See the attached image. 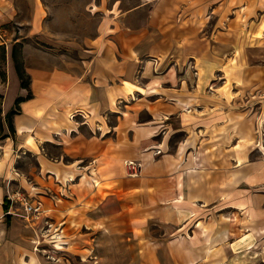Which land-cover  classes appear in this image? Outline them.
<instances>
[{
    "label": "crops",
    "instance_id": "obj_1",
    "mask_svg": "<svg viewBox=\"0 0 264 264\" xmlns=\"http://www.w3.org/2000/svg\"><path fill=\"white\" fill-rule=\"evenodd\" d=\"M258 2L264 4V0ZM94 3L102 18L98 33L86 43V53L93 54L76 57L84 67H52L51 62L69 63L73 57L51 54V49L45 56L40 55L41 49L32 43L33 39L37 42L42 39L48 28L51 30L48 3L45 0H0V47L5 46L1 45L2 41L10 49L6 83L0 77L4 116L15 107L17 99L29 95V91L22 88L11 54L16 44L23 45V64L32 92L31 99L21 104V113L14 117L15 136H11L3 122L0 204L7 193L5 183L12 177L29 193L40 195L43 192L44 186L34 187V182L12 175L16 160L30 153L39 161L40 171L47 170L46 173L51 174V183L46 188L51 191V200L48 198L45 202L52 210L49 213L56 212L58 203L63 201L61 213L88 207L86 216L95 223L101 224L107 218L113 222L119 215L123 216L130 232L133 264H216L212 259L216 253L214 241L220 242L219 238L226 241L227 236L231 239L232 222L225 220L226 214L236 211L245 220L250 212L258 222L257 227L263 226L264 200H258L249 211L250 186L245 164L250 153L246 148L238 152V146L234 148L235 162L243 158V163L236 167L240 177L237 187H232L231 170L218 173L222 174L223 182H217L209 160L206 177H200L195 159L204 148L203 138L211 143L214 130L229 125L232 111L227 109V114V103L216 102L207 94V81L197 82L193 70L187 67L186 55L174 53L175 48L160 39L162 25L154 18L143 29L135 30L130 25L131 17L139 10H157V13L186 10L183 1L114 0L111 6L108 0ZM147 30L151 33H146ZM31 48L38 54H33ZM222 73V81L227 83V76ZM206 79L211 81L209 76ZM216 82L213 81L214 87ZM127 83L147 92H130ZM215 91L213 89L216 97ZM74 112H82L86 117L72 121L69 115ZM189 130L198 132L200 140L197 149H190L182 160L178 155L180 145L173 153L169 141L178 134L189 138ZM221 139L219 143L224 149L220 153L231 159L232 151L226 147L231 140L226 136ZM43 144L51 146V151H59L58 155H52L51 162L43 153ZM157 150H162V154L156 155ZM127 161L142 163L138 176L129 175L124 166ZM32 174L37 181L39 176L36 172ZM84 174L94 180L95 185L97 180L107 177L101 183L112 186L106 190L93 184L84 188L83 180L76 183ZM61 185H67L65 198L55 194ZM233 191L239 195L236 203H232ZM42 196L39 197L44 198ZM216 214L224 220L217 221ZM55 215L53 217L57 218ZM150 225L163 229L161 236L165 243L149 240ZM136 261L139 262L134 263Z\"/></svg>",
    "mask_w": 264,
    "mask_h": 264
},
{
    "label": "rangeland",
    "instance_id": "obj_2",
    "mask_svg": "<svg viewBox=\"0 0 264 264\" xmlns=\"http://www.w3.org/2000/svg\"><path fill=\"white\" fill-rule=\"evenodd\" d=\"M45 1L49 5L48 10H51L52 26L51 30L48 28L47 32H43V38L38 42L36 39L32 40V43L36 45L34 47L41 49L39 54L43 56L51 49V54H64L73 57L69 63L51 62L52 67L55 65L84 67L85 65L76 57L81 54H93L86 53L85 50L88 46L86 43L98 33L102 18L100 10H96V3H94L96 0ZM182 1L186 10H161L160 13H157V10H139L131 17L130 25L135 30L143 29L144 25L148 24L149 26L151 18H154L162 25L159 31L160 39H164L166 44L175 48L174 53L186 55L187 67L193 70L197 82L201 81L202 84L203 81H207V94L213 96L216 102L221 101L222 104L226 102L225 111L227 114L229 113L227 109H231L229 125L224 129L214 130L211 143L203 138L204 148L195 159L197 162L195 167L199 169L200 177H206L209 160L212 172H216L217 182H223L222 174L218 173H222L225 169L231 170L232 187H237L240 184L239 173L236 170L239 163L235 162L234 148L236 145L238 146L237 152L246 148L250 153V158L245 164L248 166L247 183L250 187L247 194L251 202L250 211L260 200H264V126L261 125L264 122V4L258 2L257 16L248 22L247 26H242L240 25L242 18L238 14L245 6L232 9L231 13L224 18L227 0ZM112 3L114 0H108V6H111ZM145 32L151 33L149 30ZM153 33L157 34L154 31ZM183 37L184 39H182ZM2 43L1 41V45L5 46L0 47V77L3 83H6L7 61H3V48H6L8 53L10 49ZM15 46L18 61L24 67L23 45L16 44ZM15 46H13L11 54ZM31 51L33 54H38L35 48H31ZM190 58H194L191 61H195L196 65L189 62ZM218 67H220V71H218ZM222 71L227 76V83L222 81ZM1 73H4L6 79H3ZM207 76H209L210 82L206 79ZM137 77L139 79L140 75ZM214 80L217 81L216 87L213 85ZM213 89L216 90V97ZM3 103L4 96L0 92V141L5 139L3 122H6L11 136H15L16 133L12 134L9 128L7 115L11 111L19 109V113H21L23 102L17 105L16 101L15 107L6 116L3 113ZM81 114L83 113L74 112L69 115V118L78 122V119L86 117V114ZM6 136L8 137V135ZM223 136L231 140L226 146L232 151L231 159L224 158V155L220 153L224 149L221 147L222 143H219ZM186 139L188 138L185 134L171 137L170 151L174 153ZM199 140L200 136L198 142ZM43 147H45L43 153L49 162H51L52 155L55 156L59 153L58 150L51 151V146L47 144H43ZM161 154L162 150L156 151V155ZM14 159L16 160V157ZM127 162L124 165L126 168ZM137 164H140L137 169H127L129 175L138 176L140 174L142 163L137 162ZM39 168V161L33 154L28 153L19 157L18 161L16 160L12 175L24 177L30 183L34 182V187L44 186L40 195L29 193L30 191L22 188L20 182L17 184L18 181L15 180V177L5 183L7 193L0 204V264H133L132 261L135 257L131 254L128 240L130 232L126 220L121 215L113 222L108 218L101 224L96 222L95 228L91 226L78 229L71 227L69 210L66 214L61 213L62 208L60 207L64 204L61 201L58 203V210L52 214L49 213V216L44 214L38 220L25 217V211L12 197L14 193L22 192L25 196L31 197L33 200H43L44 203L48 201V198L51 200V191L46 189L51 183V174H47V170L40 171ZM33 172L39 176L37 181H35ZM83 177H86V180ZM83 177L77 178L76 183H81L83 180L84 188L96 184L87 174H84ZM105 179L107 177L97 180L99 185L93 187L100 188V190L111 187V184L101 183ZM87 183H89L88 186ZM2 186L4 185L2 184ZM65 186L67 185H61L55 194L62 196L67 188ZM5 200L9 202L8 211L4 209ZM238 201L239 195L233 191L232 203ZM46 209L48 212L52 211L51 208L46 207ZM88 210L83 208L81 214L86 216ZM55 214L58 215L57 218L53 217ZM245 216L244 220L236 211H229L226 214L227 219L225 220L232 222L233 229L231 230V239L227 236L226 241L222 238H219L220 242L214 241L216 253L212 259L216 260V264L220 262H225V264H264V224L257 227L258 222L250 212H247ZM216 220L224 219L223 216L216 214ZM93 223L95 224V222ZM216 226L218 227V223ZM59 228H64L67 233L66 240H69L71 246L69 252H57L54 246L49 244L50 235ZM147 232L152 235L149 236V240H153V243L166 242L161 236L163 229L160 226L150 225ZM219 236L217 234L216 238ZM216 238L214 240H219ZM223 246H225L223 248L225 251L222 249ZM83 254L88 256L86 262L83 260ZM137 262L139 261L134 263Z\"/></svg>",
    "mask_w": 264,
    "mask_h": 264
},
{
    "label": "bare ground",
    "instance_id": "obj_3",
    "mask_svg": "<svg viewBox=\"0 0 264 264\" xmlns=\"http://www.w3.org/2000/svg\"><path fill=\"white\" fill-rule=\"evenodd\" d=\"M244 2H246L245 5H243ZM241 6H245V7L238 14L239 17L242 18V20L240 21V25L247 26L248 22L253 20L258 14L257 13L258 12V1L257 0H228L227 6L224 10L223 17L224 18L227 17V15L231 13L232 9L240 8ZM127 87L130 92H135V91L141 92V93L147 92L144 88L130 84V83H127ZM38 113L40 114L41 112H38ZM261 125L264 126V122ZM198 139H199V133L194 130H189V138L186 139L180 145L179 150H178L179 151L178 155L182 160H185L186 155L190 149H197ZM29 142L32 143V140H30ZM242 163H243V158H239V164L241 165ZM85 178L86 177H83V179ZM97 185H99V183ZM83 208H85L86 210L89 209L88 207H79V208H73L69 212L71 216V219H70L71 227H77L78 229H81L83 227L89 228L92 226L95 228L96 223L94 224L90 218L84 216V214H81ZM66 235L67 233L64 228L57 229L56 232L50 235L51 238L49 239L50 240L49 244H52L57 252H69L71 250V246H70L69 240H66L67 238ZM82 257H83L84 262L88 260V256L86 254H83Z\"/></svg>",
    "mask_w": 264,
    "mask_h": 264
},
{
    "label": "built area",
    "instance_id": "obj_4",
    "mask_svg": "<svg viewBox=\"0 0 264 264\" xmlns=\"http://www.w3.org/2000/svg\"><path fill=\"white\" fill-rule=\"evenodd\" d=\"M126 166L128 169L130 168L131 170H133L137 169L140 164H137V162L134 161H130L127 162ZM73 181L75 180L72 179V182ZM62 196H64V194ZM12 197L16 203L21 205V207L25 211V217L27 219L38 220L44 214H47L49 216V212L42 200H33L31 197L25 196L22 192H16L12 195Z\"/></svg>",
    "mask_w": 264,
    "mask_h": 264
},
{
    "label": "trees",
    "instance_id": "obj_5",
    "mask_svg": "<svg viewBox=\"0 0 264 264\" xmlns=\"http://www.w3.org/2000/svg\"><path fill=\"white\" fill-rule=\"evenodd\" d=\"M6 54H7L6 48H3V57H4L3 61L4 62L7 61ZM12 57H13L15 63H16V69H17L18 75H19L20 80H21L22 88H24V89L29 91V95H28L27 98H19L17 100V105H19L20 103L24 102L26 99H31V97H32V92H31V89H30V81L31 80H30L29 75L25 71L24 67L22 65H20V63L18 61V53H17V50H16V46L13 49ZM1 76L4 77L3 79H6V76H4V73L3 74L1 73ZM19 112H20V109L18 111L17 110H13L7 115V122L9 124V128H10L12 134L16 133L15 127L13 125V118H14L15 115L19 114ZM0 113H1V108H0ZM3 205H4L5 211H8L9 210V202L7 200H5Z\"/></svg>",
    "mask_w": 264,
    "mask_h": 264
}]
</instances>
